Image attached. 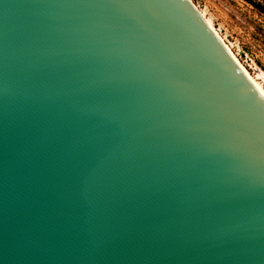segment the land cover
<instances>
[{"label":"water","instance_id":"95a60500","mask_svg":"<svg viewBox=\"0 0 264 264\" xmlns=\"http://www.w3.org/2000/svg\"><path fill=\"white\" fill-rule=\"evenodd\" d=\"M261 119L189 0H0V264H264Z\"/></svg>","mask_w":264,"mask_h":264},{"label":"rangeland","instance_id":"374dc122","mask_svg":"<svg viewBox=\"0 0 264 264\" xmlns=\"http://www.w3.org/2000/svg\"><path fill=\"white\" fill-rule=\"evenodd\" d=\"M264 92V0H189Z\"/></svg>","mask_w":264,"mask_h":264},{"label":"bare ground","instance_id":"6f19581e","mask_svg":"<svg viewBox=\"0 0 264 264\" xmlns=\"http://www.w3.org/2000/svg\"><path fill=\"white\" fill-rule=\"evenodd\" d=\"M194 6V5H193ZM201 17L203 18V15L200 13ZM203 20L205 21V23L208 25V27L210 28L209 26V23L203 18ZM211 29V28H210ZM212 30V29H211ZM212 32L216 35V33L212 30ZM217 36V35H216ZM218 38V36H217ZM219 39V38H218ZM219 41L222 43V41L219 39ZM223 44V43H222ZM224 46V44H223ZM225 47V46H224ZM227 49V47H225ZM227 51L230 53V51L227 49ZM230 55L233 57V55L230 53ZM234 58V57H233ZM234 60L236 61V59L234 58ZM237 62V61H236ZM238 63V62H237ZM239 65V63H238ZM240 66V65H239ZM241 67V66H240ZM242 68V67H241ZM243 69V68H242ZM244 71V69H243ZM245 72V71H244ZM246 73V72H245ZM247 74V73H246ZM248 75V74H247ZM248 77L254 82V84L259 88V90L264 94V92L260 89L259 85L248 75Z\"/></svg>","mask_w":264,"mask_h":264},{"label":"snow or ice","instance_id":"6c2138e0","mask_svg":"<svg viewBox=\"0 0 264 264\" xmlns=\"http://www.w3.org/2000/svg\"><path fill=\"white\" fill-rule=\"evenodd\" d=\"M260 129H261V133L264 134V119H261L260 121ZM251 129H247L246 131H250Z\"/></svg>","mask_w":264,"mask_h":264},{"label":"trees","instance_id":"16d2710c","mask_svg":"<svg viewBox=\"0 0 264 264\" xmlns=\"http://www.w3.org/2000/svg\"><path fill=\"white\" fill-rule=\"evenodd\" d=\"M255 7H256V9H257L259 12H261V13L264 14V5L256 4Z\"/></svg>","mask_w":264,"mask_h":264}]
</instances>
